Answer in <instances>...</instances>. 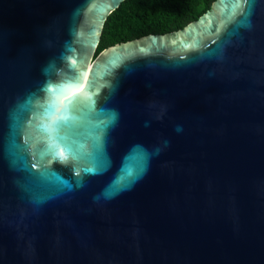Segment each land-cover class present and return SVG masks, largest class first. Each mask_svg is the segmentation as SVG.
<instances>
[{
    "label": "water",
    "instance_id": "water-1",
    "mask_svg": "<svg viewBox=\"0 0 264 264\" xmlns=\"http://www.w3.org/2000/svg\"><path fill=\"white\" fill-rule=\"evenodd\" d=\"M123 1L0 0V264H264V0Z\"/></svg>",
    "mask_w": 264,
    "mask_h": 264
},
{
    "label": "trees",
    "instance_id": "trees-1",
    "mask_svg": "<svg viewBox=\"0 0 264 264\" xmlns=\"http://www.w3.org/2000/svg\"><path fill=\"white\" fill-rule=\"evenodd\" d=\"M214 0H124L107 17L97 52L150 33L181 29L211 7Z\"/></svg>",
    "mask_w": 264,
    "mask_h": 264
}]
</instances>
